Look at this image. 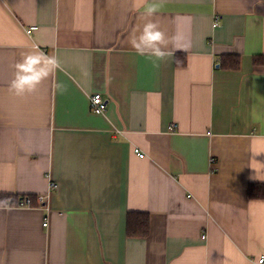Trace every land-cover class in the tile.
<instances>
[{"label": "crops", "instance_id": "0c3cea01", "mask_svg": "<svg viewBox=\"0 0 264 264\" xmlns=\"http://www.w3.org/2000/svg\"><path fill=\"white\" fill-rule=\"evenodd\" d=\"M148 22L175 52L159 66L129 43ZM37 49L62 70L16 96ZM260 55L264 0H0V193L45 197L0 205V264H257ZM130 211L149 213L147 235L128 234Z\"/></svg>", "mask_w": 264, "mask_h": 264}, {"label": "clouds", "instance_id": "9594fccd", "mask_svg": "<svg viewBox=\"0 0 264 264\" xmlns=\"http://www.w3.org/2000/svg\"><path fill=\"white\" fill-rule=\"evenodd\" d=\"M158 11L157 6L148 9L147 14L153 15ZM138 55L150 59L156 66L175 55L174 51L166 50L168 40L158 24L148 22L144 24L139 35H133L129 41ZM57 69L62 70L60 61L53 55L49 56L38 49L23 56L22 60L15 65L14 78L9 90L16 96H23L35 92L41 82L52 75ZM54 87L58 91H65L63 83L57 82ZM2 203L7 204L8 200Z\"/></svg>", "mask_w": 264, "mask_h": 264}, {"label": "trees", "instance_id": "16d2710c", "mask_svg": "<svg viewBox=\"0 0 264 264\" xmlns=\"http://www.w3.org/2000/svg\"><path fill=\"white\" fill-rule=\"evenodd\" d=\"M182 56V55H181ZM178 57V63H186V57ZM183 58V59H182ZM221 64L224 66L238 67L240 64L239 55L225 54L221 58ZM257 64H264V56H257L255 59ZM33 198V202H36V196L29 194ZM249 195L252 198H264V183H252L249 186ZM21 195L0 193V205H14ZM8 200L7 204L2 203ZM150 215L147 212L142 211H130L128 214L127 232L129 235H141L145 236L150 231Z\"/></svg>", "mask_w": 264, "mask_h": 264}, {"label": "built area", "instance_id": "2783aa9c", "mask_svg": "<svg viewBox=\"0 0 264 264\" xmlns=\"http://www.w3.org/2000/svg\"><path fill=\"white\" fill-rule=\"evenodd\" d=\"M37 28V26H30L28 31H32L33 29ZM90 106L91 110L95 113H104L107 110L108 103L105 98H103V95L100 92H96L91 95L90 97ZM175 126V124H173ZM136 151L139 153V149H136ZM139 156L143 157L145 156L144 153L140 152ZM50 187L53 189L57 186V183L55 181H50ZM36 202H33V198L30 195H21L18 201L14 204L21 207H29V206H36L40 205L45 202V197L43 195L36 196ZM46 225V223H44ZM257 264H264V254L255 259Z\"/></svg>", "mask_w": 264, "mask_h": 264}]
</instances>
